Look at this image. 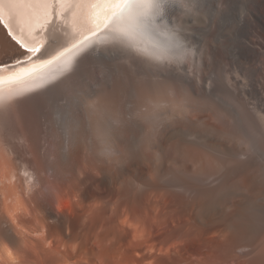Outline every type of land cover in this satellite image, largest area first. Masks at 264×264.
Instances as JSON below:
<instances>
[{
	"label": "bare ground",
	"instance_id": "bare-ground-1",
	"mask_svg": "<svg viewBox=\"0 0 264 264\" xmlns=\"http://www.w3.org/2000/svg\"><path fill=\"white\" fill-rule=\"evenodd\" d=\"M0 7L33 60L70 49L0 87V264H264V0L250 36L166 4L180 64L84 40L103 5ZM31 55L0 23V75Z\"/></svg>",
	"mask_w": 264,
	"mask_h": 264
},
{
	"label": "snow or ice",
	"instance_id": "snow-or-ice-1",
	"mask_svg": "<svg viewBox=\"0 0 264 264\" xmlns=\"http://www.w3.org/2000/svg\"><path fill=\"white\" fill-rule=\"evenodd\" d=\"M7 4L10 10H14L20 6H45L44 20L41 29H45L47 24L51 23L48 17L51 13L47 12V6L75 4L88 6L95 11L96 8L103 5V20L99 19V15H90L92 27L88 31V35L84 36V40H90V36H94L101 27L108 28V23H113V28L106 32L107 41L118 46L119 50L125 53L142 54L148 59L155 62L167 61L169 63L180 64L187 55V48L180 40L174 30L168 29L157 23V18L161 15L163 7L166 4H173L183 9L184 14H191L192 0H0V6ZM0 23L9 29V35L31 56L15 61V71L12 75L4 77L0 75V87L5 83H21L28 78L41 72L44 68L59 60L69 48H63L49 58L37 57L33 60V56L41 52L42 44L30 45L25 42L23 35H13L10 24L5 21L3 8L0 7ZM23 33V27L21 28ZM53 44L57 43L55 36L50 38ZM101 41H90V43H100ZM83 43V41H78ZM141 44L146 47H141ZM72 47H76L73 44ZM71 65L69 60L62 70H67ZM5 67H13L8 64H0V72Z\"/></svg>",
	"mask_w": 264,
	"mask_h": 264
},
{
	"label": "rangeland",
	"instance_id": "rangeland-1",
	"mask_svg": "<svg viewBox=\"0 0 264 264\" xmlns=\"http://www.w3.org/2000/svg\"><path fill=\"white\" fill-rule=\"evenodd\" d=\"M192 1L196 5L197 17L207 14L206 18L209 20L214 15L213 13H216L219 8L224 10L222 14L214 17L217 23L219 22V28L214 30L216 35H222L225 28H230L233 32V36L241 35L246 30H249V36L251 35L250 8L257 0Z\"/></svg>",
	"mask_w": 264,
	"mask_h": 264
}]
</instances>
